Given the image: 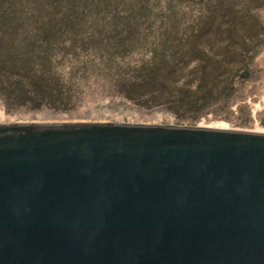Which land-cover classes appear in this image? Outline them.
<instances>
[{"label": "water", "instance_id": "1", "mask_svg": "<svg viewBox=\"0 0 264 264\" xmlns=\"http://www.w3.org/2000/svg\"><path fill=\"white\" fill-rule=\"evenodd\" d=\"M0 264H264V131L0 120Z\"/></svg>", "mask_w": 264, "mask_h": 264}, {"label": "rangeland", "instance_id": "2", "mask_svg": "<svg viewBox=\"0 0 264 264\" xmlns=\"http://www.w3.org/2000/svg\"><path fill=\"white\" fill-rule=\"evenodd\" d=\"M1 21L0 120L264 131V0H0Z\"/></svg>", "mask_w": 264, "mask_h": 264}, {"label": "trees", "instance_id": "3", "mask_svg": "<svg viewBox=\"0 0 264 264\" xmlns=\"http://www.w3.org/2000/svg\"><path fill=\"white\" fill-rule=\"evenodd\" d=\"M217 2H218V0H217ZM137 8H139V9H137L136 10V14L134 15V17H136L137 19H139L140 18V16H141V14L144 12V6H140V5H138V7ZM118 13H120V12H118ZM116 14H117V12H116ZM122 15V14H121ZM124 15V14H123ZM127 15V13L124 15L125 17H127L126 16ZM5 18V17H4ZM4 18L2 19V21L4 20ZM0 22V26L3 24V22ZM129 23H135V24H137L138 22L136 21V19L134 20V21H132V22H130L129 20H127ZM206 27H207V25H206ZM231 27H233L234 28V25H232L231 24ZM233 28H232V30H233ZM147 29H149L148 27H147ZM223 34V33H222ZM231 34H233V33H231ZM231 34H229V35H231ZM244 36H246V35H244ZM201 37H202V33H201ZM205 39H208V38H205ZM244 39V38H243ZM243 39L242 40H238V41H243ZM234 40H237L236 38L234 39ZM218 41V40H217ZM194 49V48H193ZM49 50V49H48ZM195 51H198V49H194ZM190 50H185V51H182L181 52V55H179V59H178V62L177 63H175V64H177V67L179 66V63H181V61H183V62H187L188 60L189 61H192V60H194L193 59V57H190V54H188V52H189ZM189 53H193L194 54V52H193V50H191V52H189ZM179 54H180V52H179ZM5 58H7L6 56H3L2 57V60L4 61V59ZM172 67V71L174 70V69H176L175 68V66H171ZM224 68H222V71H224L223 70ZM151 79H153V76H151V75H145V76H143V77H141V81L142 82H146V81H149V80H151ZM205 82H203V84H204ZM128 87V86H127ZM208 90L207 91H211V89H209V88H207ZM159 90V88H157L156 90H153V91H158ZM148 93L150 94L151 92H149L148 91Z\"/></svg>", "mask_w": 264, "mask_h": 264}, {"label": "flooded vegetation", "instance_id": "4", "mask_svg": "<svg viewBox=\"0 0 264 264\" xmlns=\"http://www.w3.org/2000/svg\"><path fill=\"white\" fill-rule=\"evenodd\" d=\"M245 71L247 72V70H244L243 72H245ZM243 72L241 73V76L244 75ZM246 75H247V74H246Z\"/></svg>", "mask_w": 264, "mask_h": 264}]
</instances>
